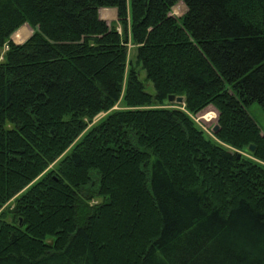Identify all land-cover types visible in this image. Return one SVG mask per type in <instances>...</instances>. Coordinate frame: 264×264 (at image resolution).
Masks as SVG:
<instances>
[{"label":"trees","instance_id":"1","mask_svg":"<svg viewBox=\"0 0 264 264\" xmlns=\"http://www.w3.org/2000/svg\"><path fill=\"white\" fill-rule=\"evenodd\" d=\"M5 47L0 264H264V0H0Z\"/></svg>","mask_w":264,"mask_h":264},{"label":"rangeland","instance_id":"2","mask_svg":"<svg viewBox=\"0 0 264 264\" xmlns=\"http://www.w3.org/2000/svg\"><path fill=\"white\" fill-rule=\"evenodd\" d=\"M186 12V7L184 6V4L182 3H178L176 6H174L172 8V11H171V16H174V17H180L182 16L184 13ZM99 16L102 20H104L106 23H110L112 21H116L117 20V12L115 9H101L99 11ZM24 27L26 30H25V37L23 38L22 42L23 43L27 38H29L32 34V30L27 26V25H24L22 26ZM11 41L15 44H18L19 42H16L15 40L12 39V36H11ZM129 56L130 58L133 56V48L132 46L130 45L129 47ZM7 50V47H5L3 49V51L0 52V61L2 60V57H3V54L4 52ZM140 79L141 81H143L144 79V74L142 73L141 76H140ZM144 82V81H143ZM146 91L150 94H153L154 93V90L152 88V86H147L146 87ZM114 110H117V109H120L118 106L114 107L113 108ZM203 111V110H202ZM200 112L198 113L197 115L195 116H191V118L194 120V122L196 123V125L202 129L207 135L211 136L212 138H214L212 136L213 132H212V129L213 127L218 124V113L217 111L209 106L207 108L204 109V111H206L208 114H205V117H202L199 118L198 116L203 113V112ZM214 113L216 114V120H215V117H214ZM248 114L250 115V117L254 120V122L257 124V126L259 127L262 135H264V111L261 107L260 104H258L257 102H254L252 103L249 107H248ZM104 116V114H100L97 118H95L94 122L95 123L96 121H98L100 118H102ZM227 147V146H226ZM229 148V147H227ZM237 154H240V152H237ZM244 154V153H243ZM245 156H248L245 154ZM249 157V156H248ZM12 201V200H11ZM10 201V202H11ZM9 202V203H10ZM9 203H7L3 208L5 209L6 206H9Z\"/></svg>","mask_w":264,"mask_h":264},{"label":"water","instance_id":"3","mask_svg":"<svg viewBox=\"0 0 264 264\" xmlns=\"http://www.w3.org/2000/svg\"><path fill=\"white\" fill-rule=\"evenodd\" d=\"M10 40H11V38H10ZM184 101H185L184 97H181V96L180 97H175V96L171 95V96L168 97V103L169 104L184 105ZM218 130H219V125L216 124L213 127L212 132L213 133H217ZM249 151L253 152L254 151V146H250L249 147ZM239 157H240V154H237V158H239ZM19 226H21V222H19Z\"/></svg>","mask_w":264,"mask_h":264}]
</instances>
